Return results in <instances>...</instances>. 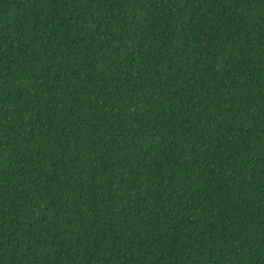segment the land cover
<instances>
[{
	"label": "trees",
	"instance_id": "1",
	"mask_svg": "<svg viewBox=\"0 0 264 264\" xmlns=\"http://www.w3.org/2000/svg\"><path fill=\"white\" fill-rule=\"evenodd\" d=\"M0 264H264V0H0Z\"/></svg>",
	"mask_w": 264,
	"mask_h": 264
}]
</instances>
